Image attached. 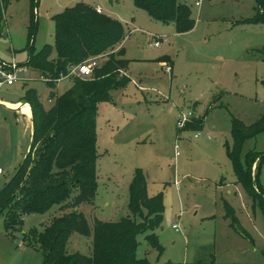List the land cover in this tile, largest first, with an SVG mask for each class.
I'll use <instances>...</instances> for the list:
<instances>
[{
  "label": "rangeland",
  "instance_id": "rangeland-1",
  "mask_svg": "<svg viewBox=\"0 0 264 264\" xmlns=\"http://www.w3.org/2000/svg\"><path fill=\"white\" fill-rule=\"evenodd\" d=\"M178 1L190 7L196 21L189 32L177 33L174 24L152 19L135 0H41L38 5L34 46L40 51L50 45L53 57V16L78 2L99 6L126 29L123 43L130 64L129 73L124 69L121 75L130 81L112 93L111 101L99 104V187L93 202L77 209L92 226L95 219L135 218L129 188L141 168L148 196L164 198L163 222L156 230L164 250L160 254L141 234L138 258L153 264H264V212L237 181L227 152L233 144V119L251 125L264 114V23L242 22L255 16L256 0H201L199 6V0ZM29 20L30 0H9L0 12V62L15 58L24 67ZM158 38L167 41L155 47ZM99 60L101 66L107 57ZM20 75L23 80L0 88V100H23L25 89L34 88L50 109L74 85L73 77H65L51 87L49 79L27 67ZM189 111L190 122L203 120L200 130L177 127L181 112ZM22 122L11 107L0 105V187L28 154L31 141L27 146L29 137L22 138ZM251 151L264 152V132L244 142V163ZM260 182L264 190V163ZM229 209L237 218L235 227ZM70 211V206L54 205L45 213L26 215L10 229L0 216V264H43L36 240L54 218ZM67 250L91 256L92 236L74 233Z\"/></svg>",
  "mask_w": 264,
  "mask_h": 264
},
{
  "label": "trees",
  "instance_id": "trees-1",
  "mask_svg": "<svg viewBox=\"0 0 264 264\" xmlns=\"http://www.w3.org/2000/svg\"><path fill=\"white\" fill-rule=\"evenodd\" d=\"M8 4L9 0H0L1 13ZM38 5L39 0H30L28 58L22 66L39 72L55 87L56 82L85 60L99 56H106L107 60L95 69L91 78L74 77V85L58 96L50 109L45 108L36 89H25L21 101L29 103L32 109V147L17 176L0 192V216H5L6 227L10 229L19 226L26 215L45 213L54 205L72 208L54 218L36 240L43 253V264H153L147 258H138V236L146 234L149 245L163 253L156 230L162 225L165 204L162 194L148 196L143 169L135 171L129 188L130 209L135 218L116 222L95 219L92 226L87 215L77 209L93 202L99 187L96 148L99 104L111 101L112 92L130 81L121 75L130 64L125 48L120 47L126 38L125 26L120 20L98 13L92 5L77 3L53 16L56 51L53 57L50 45L40 51L34 46ZM135 6L158 22L174 24L177 33L189 32L196 23L190 7L178 0H135ZM242 22L264 23V0H256L255 16ZM261 84L264 86V78ZM202 126L203 120L199 118L189 122L184 130H200ZM263 132L264 114L251 125L234 118L233 144L228 145L227 152L237 181L264 212V190L260 182L264 152L251 151L245 163L242 161L244 142ZM75 190L77 195L68 202ZM228 214L235 227L234 212L229 209V217ZM74 233L92 236L91 256L68 252Z\"/></svg>",
  "mask_w": 264,
  "mask_h": 264
},
{
  "label": "built area",
  "instance_id": "built-area-1",
  "mask_svg": "<svg viewBox=\"0 0 264 264\" xmlns=\"http://www.w3.org/2000/svg\"><path fill=\"white\" fill-rule=\"evenodd\" d=\"M196 4L197 6L201 5V0L197 1ZM96 10L98 13H103L102 9L99 7H97ZM165 41L167 40L163 38H158L154 40L153 45L155 47H161L162 43ZM100 57L102 56L93 57L88 60H85L81 64L73 67L70 70L69 74L66 76H63L62 78H65V77L91 78L95 74V69L100 66V63H99ZM25 68L26 67H18L15 58L12 61H9L7 63L0 62V88H2L5 85H13L16 82L23 80L24 78L23 76L21 77L20 72L24 71ZM165 68L167 72H172L171 66H166ZM192 117H193V113L191 111L187 113L181 112L177 120V127L180 130H184L186 125L192 120ZM176 148L178 149V145L176 146ZM176 154L178 156L179 152H177ZM3 174H4V169L0 168V176ZM173 228L178 230L179 226L177 224H174Z\"/></svg>",
  "mask_w": 264,
  "mask_h": 264
},
{
  "label": "crops",
  "instance_id": "crops-1",
  "mask_svg": "<svg viewBox=\"0 0 264 264\" xmlns=\"http://www.w3.org/2000/svg\"><path fill=\"white\" fill-rule=\"evenodd\" d=\"M40 1L41 0H39V3H40ZM78 3H80V2H78ZM97 7H99V6H97ZM97 7H95V8H97ZM102 12H103V10H102ZM120 47H124V43H123V46H120ZM172 71H173V67H172ZM127 72L129 73L128 69H127ZM59 82H57V83H59ZM0 101L7 104V106L11 107L13 109V111L16 113V115L21 116V121H23V122L21 125L20 133H21V135L23 134L22 138H24L25 136H26V138L29 137L28 143H27V146H28L29 142L32 141V136H33V114H32V109H31L30 104L24 103L21 100L15 101V102H9V101H4V100H0ZM24 107L27 108L26 111L24 110ZM18 112H19V114H18ZM24 140H25V138H24ZM27 149H28V147H27ZM0 168H2V167H0Z\"/></svg>",
  "mask_w": 264,
  "mask_h": 264
},
{
  "label": "water",
  "instance_id": "water-1",
  "mask_svg": "<svg viewBox=\"0 0 264 264\" xmlns=\"http://www.w3.org/2000/svg\"><path fill=\"white\" fill-rule=\"evenodd\" d=\"M0 105L5 106V107L7 106V104H5V103H3V102H1V101H0ZM7 107H9V106H7ZM33 129H34V121H33ZM32 140H33V138H32ZM31 147H32V141H31V144H30V147H29L28 154H26V156L24 157V159H23L21 165L18 167V169L16 170V172H15V173H14V174H13L8 180H7L6 184L0 188V192L3 191L6 187H8V185H9V184L14 180V178L17 176V174H18L19 171L21 170V167L24 165L25 160H26V158L28 157V155H29V153H30V151H31Z\"/></svg>",
  "mask_w": 264,
  "mask_h": 264
},
{
  "label": "bare ground",
  "instance_id": "bare-ground-1",
  "mask_svg": "<svg viewBox=\"0 0 264 264\" xmlns=\"http://www.w3.org/2000/svg\"><path fill=\"white\" fill-rule=\"evenodd\" d=\"M24 110L26 111V110H27V108H25V107H24Z\"/></svg>",
  "mask_w": 264,
  "mask_h": 264
}]
</instances>
